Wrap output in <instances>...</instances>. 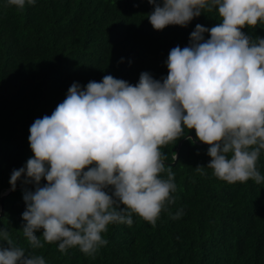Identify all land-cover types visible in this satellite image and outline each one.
<instances>
[{"label": "clouds", "instance_id": "clouds-1", "mask_svg": "<svg viewBox=\"0 0 264 264\" xmlns=\"http://www.w3.org/2000/svg\"><path fill=\"white\" fill-rule=\"evenodd\" d=\"M147 3L156 31L187 27L202 13L215 12L219 22L196 24L187 46L169 51L165 77L141 72L135 85L112 75L83 87L73 82L51 115L33 121L32 156L9 179L11 191L18 181L32 185L23 192L22 213L32 249L55 243L61 253L78 248L95 259L108 243L110 225L130 227L135 215L155 228L177 190L161 149L182 137L208 146L209 163L195 168L201 175L208 168L228 184L264 183L258 167L264 153V38L243 31L264 25V0ZM35 4L6 0V7L19 11ZM193 130L195 141L187 135ZM183 215L181 208L171 218ZM0 264L46 261L26 254L0 227Z\"/></svg>", "mask_w": 264, "mask_h": 264}, {"label": "trees", "instance_id": "trees-1", "mask_svg": "<svg viewBox=\"0 0 264 264\" xmlns=\"http://www.w3.org/2000/svg\"><path fill=\"white\" fill-rule=\"evenodd\" d=\"M152 10L147 0H36L19 11L0 0V197L12 171L32 156L29 127L51 115L73 82L83 87L112 75L135 85L141 72L159 80L167 75L169 51L187 46L196 24L219 22L215 12L202 13L187 27L156 31L147 19ZM243 31L264 38V25ZM187 135L195 141L194 130ZM207 148L183 137L163 147L177 186L175 203L155 228L135 215L130 227L110 225L108 243L95 259L78 248L61 253L55 243L29 246L22 232L23 192L32 185L5 196L0 227L46 264H264V183L228 184L208 168L201 175L195 168L209 163ZM258 167L264 176V153ZM181 208L184 215L172 219Z\"/></svg>", "mask_w": 264, "mask_h": 264}, {"label": "water", "instance_id": "water-1", "mask_svg": "<svg viewBox=\"0 0 264 264\" xmlns=\"http://www.w3.org/2000/svg\"><path fill=\"white\" fill-rule=\"evenodd\" d=\"M180 143L181 142H179V144H178V146H177V150L179 149V145H180ZM23 185H18V186H16V188L17 187H22ZM11 192V190H10V188H8V189H6L5 190V192L1 195V197H0V215L3 213V200H4V198H5V196L8 194V193H10Z\"/></svg>", "mask_w": 264, "mask_h": 264}]
</instances>
